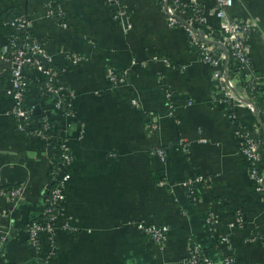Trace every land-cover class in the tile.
<instances>
[{"label":"crops","instance_id":"crops-1","mask_svg":"<svg viewBox=\"0 0 264 264\" xmlns=\"http://www.w3.org/2000/svg\"><path fill=\"white\" fill-rule=\"evenodd\" d=\"M56 2L67 28L46 16L42 0H0V48L14 33L10 19L28 16L30 33L57 70L55 85L72 96L71 116H59L55 128L73 158L55 250L50 253L46 241L37 252L27 244V226L41 217L61 148L54 145L50 156L45 141L19 129L10 115L9 74L0 67V264H184L190 241L218 259L205 220L213 213L231 237L237 263L264 264V193L240 151L215 68L200 59L185 27L194 25L222 42L216 2L203 0L202 25L183 12L177 26L157 0H118L126 11L122 20L108 0ZM228 15L255 26L249 58L264 99V0H234ZM111 70L129 74L114 86ZM27 76L26 104L40 105L41 82L36 73ZM230 79L237 91L244 88L239 73ZM232 106L237 124L262 132L250 103ZM262 155L264 169V144ZM155 172H164L165 180L157 183ZM199 176L209 181L194 182ZM188 181L198 202L189 198L183 185ZM14 187L24 188L19 202L4 192ZM237 216L243 227L235 226ZM141 221L165 227L166 244L145 236L137 228Z\"/></svg>","mask_w":264,"mask_h":264},{"label":"built area","instance_id":"built-area-1","mask_svg":"<svg viewBox=\"0 0 264 264\" xmlns=\"http://www.w3.org/2000/svg\"><path fill=\"white\" fill-rule=\"evenodd\" d=\"M214 1L217 6L216 17L221 21L220 29L224 35L222 42H216L220 45L210 44V42L215 41L208 35L202 37L195 33L193 30L197 32L201 31L197 30L194 25L187 24L185 27L190 34L200 59L215 68L213 79L217 83L216 87L222 93L223 99L229 104V112H232L230 118L236 125L241 139L240 151L248 160L251 178L258 183V190L264 193V169H262L264 115H260V113L264 114V107L262 110H258L256 107L258 103L257 97H262V93L256 92V88L261 87V85L258 78L252 72L248 45L249 38L255 33V26L251 22L238 21L229 17L228 10L234 6V0ZM42 2L45 5L46 16L52 20H56L62 28H67L65 14L60 9L56 0H45ZM108 3L114 7L115 16L118 20H122L126 16V11L119 4L118 0H108ZM180 6L193 10L192 18L196 25L204 23L203 0H191L189 5L184 4L182 0H175L172 4H169L168 0H163L161 8L168 16L171 26L179 25L178 21L181 20L180 15L182 14ZM10 24L14 28V33L10 36L8 43L0 48V67L9 74V87L14 101L10 115L16 119L21 131L42 139L49 147L57 144L61 148V156L53 161V165L55 163L62 170L65 167L70 168L73 161L72 155L67 142L64 139L58 138L55 124L59 116H71L72 96L55 85L57 70L52 64L51 56L47 54L41 42L30 33V18L25 15L19 16L12 20ZM216 46L219 48L217 49ZM232 65L239 66V69H247L248 71L246 79L249 80V86L241 88L239 90V94L241 95L238 97L236 96L238 93L236 86L229 76ZM28 72L36 73L37 79L41 82L43 100L40 101L42 102L40 105L27 106L26 104V96L30 90ZM128 74V70L121 72L111 70L108 78L111 84L116 86L124 83ZM242 85L244 84L242 83ZM235 98H237L239 103H235ZM242 102H250L254 113L260 116L262 132L252 130L245 125L237 124L232 104H241ZM37 106L41 109V114L38 117L34 115V110ZM39 117L42 118L39 120ZM149 118L152 119L153 116L150 115ZM182 143L184 146L187 145L184 142ZM158 155L164 158L165 151L159 150ZM70 175V172L62 171L59 174L61 178L50 176V183L54 181L57 182V185L50 190L49 184L46 191L50 190V192L48 191V194L44 196L46 198L44 199L41 217L32 220L27 226V244L37 252H41L44 249L46 241H49L50 253H53L55 250L53 239L56 232V222L60 209L66 200V186L70 180ZM206 181L208 182L209 179L203 176L194 179V182L200 184H204ZM183 185L189 197L194 202H198V195L193 181L185 182ZM4 192L10 197L12 202H19L24 194V188H8ZM6 214L7 212H3L2 217H5ZM235 224V226L243 227V217L237 216ZM206 225L213 234L216 246L220 251V257L218 259L210 258L203 252L199 244L190 241L183 258L184 264H238L232 252L230 235L221 231L220 215L218 213L209 214L206 218ZM137 228L160 247L166 244L167 234L165 227L141 221L138 222ZM69 229L75 231L73 227ZM0 232H2L1 228Z\"/></svg>","mask_w":264,"mask_h":264},{"label":"trees","instance_id":"trees-1","mask_svg":"<svg viewBox=\"0 0 264 264\" xmlns=\"http://www.w3.org/2000/svg\"><path fill=\"white\" fill-rule=\"evenodd\" d=\"M42 1H45V0H42ZM174 1H175V0H168V3H169V4H172ZM157 2H158L159 4H163V0H157ZM180 12H181V13H183V12H189L190 15H193V10H192L191 8L186 9V8L180 6ZM15 18H17V17H14L13 19H10V22H11L12 20H14ZM178 23H179V24H182V23H181V20H179ZM239 68H240L239 66L232 65L231 70H230V72H229V76H230V78H231V77H233L234 75H236L237 73H239V74L241 75V79H242V81H243L244 87H248L249 85H248L247 83L244 82V80L246 79V74L248 73V71H247V69L241 70V69H239ZM256 92H261V93H262V92H263L262 87H257V88H256ZM254 95H257V94H254ZM257 99H258V103H257L256 107H257L258 110H262L263 107H264V99H263L262 97H259V96L257 97ZM226 105H229V104H226ZM231 113H232V112H230V114H231ZM260 115H264V114H263V113H260ZM41 118H42V117H39V120H40ZM62 171H63V172H67V173H69V172H71V169L68 168V167H65V168L62 170V169L60 168V166H57V165L54 163V165L52 166V169H51V171H50V176H51V177H59V178H61V177L59 176V174H60ZM154 176H155V181H156L157 183H160V182L164 181L165 178H166L164 172H155V173H154ZM56 185H57V182H54V181L51 182V183H50V187H49V189L52 190L53 188H55ZM50 190H48V191L50 192ZM48 191L45 192V196L48 194ZM45 198H46V197H45ZM189 198H190L191 201H193L191 197H189ZM193 202H194V201H193ZM206 218H207V217H206ZM206 218H205V220H206ZM34 220H35V219H34Z\"/></svg>","mask_w":264,"mask_h":264},{"label":"water","instance_id":"water-1","mask_svg":"<svg viewBox=\"0 0 264 264\" xmlns=\"http://www.w3.org/2000/svg\"><path fill=\"white\" fill-rule=\"evenodd\" d=\"M195 33H197V34H199L200 36H204L205 34H204V32H197L196 30H193ZM210 44H213V45H220L219 43H216V42H210ZM248 103H250V102H248ZM41 114V109H40V107H36L35 108V110H34V115L36 116V117H38L39 115ZM51 149H52V147H49V151H50V156H51Z\"/></svg>","mask_w":264,"mask_h":264},{"label":"rangeland","instance_id":"rangeland-1","mask_svg":"<svg viewBox=\"0 0 264 264\" xmlns=\"http://www.w3.org/2000/svg\"><path fill=\"white\" fill-rule=\"evenodd\" d=\"M233 84H234V83H233ZM237 92H238V93L236 94V96L238 97V96H240L241 94H239L240 91H237ZM242 95L244 96V94H242ZM235 101H236L235 103H239L238 100H237V98H235Z\"/></svg>","mask_w":264,"mask_h":264}]
</instances>
